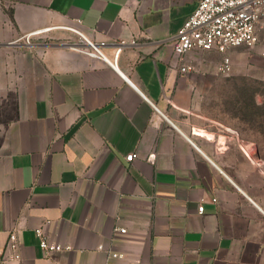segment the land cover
I'll return each mask as SVG.
<instances>
[{
    "label": "crops",
    "instance_id": "obj_1",
    "mask_svg": "<svg viewBox=\"0 0 264 264\" xmlns=\"http://www.w3.org/2000/svg\"><path fill=\"white\" fill-rule=\"evenodd\" d=\"M0 2V246L18 229L22 255L7 264H264V146L207 96L223 53L189 51L187 73L174 55L199 0ZM72 25L105 58L68 43ZM40 30L59 39L16 44ZM39 226L73 249L46 255Z\"/></svg>",
    "mask_w": 264,
    "mask_h": 264
},
{
    "label": "built area",
    "instance_id": "obj_2",
    "mask_svg": "<svg viewBox=\"0 0 264 264\" xmlns=\"http://www.w3.org/2000/svg\"><path fill=\"white\" fill-rule=\"evenodd\" d=\"M262 25H264V0H199L197 8L185 20L174 39V55L181 61V72L187 73L193 70L191 65L184 62L185 55L189 51L216 49L223 53V58L217 66L218 73L230 74L233 61L227 51L242 45L253 47L260 43L264 46V41H260L258 37ZM75 31L85 44L75 48L105 58L101 48L106 45V41H93L80 28ZM122 43L125 44V41ZM120 52L121 47L116 49L111 62L114 67H117ZM136 157H138L136 152L126 156L128 161H133ZM198 210L203 212L204 205H199ZM121 231L126 232V229L121 228ZM35 234L40 247L48 256L73 249L72 245L64 244L50 236L44 226L35 228ZM110 256L115 258L121 257L122 254L110 252ZM21 257L19 230L13 229L9 232L6 246H0V264H7L8 260H20Z\"/></svg>",
    "mask_w": 264,
    "mask_h": 264
},
{
    "label": "rangeland",
    "instance_id": "obj_3",
    "mask_svg": "<svg viewBox=\"0 0 264 264\" xmlns=\"http://www.w3.org/2000/svg\"><path fill=\"white\" fill-rule=\"evenodd\" d=\"M10 16V10L0 2V27H5L3 18ZM67 30L73 35L72 40L68 43L80 46L82 43L81 36L75 31L76 25L69 26ZM258 37L264 41V25L259 29ZM59 38H48L47 36L33 35L27 36L16 44H25L22 48H36L37 50L47 45L51 40ZM233 61V69L228 75H217L213 80L221 82V88H213L208 97L212 98L215 109L220 108L223 116L227 112V121L245 131L249 137L258 138L259 143L264 146V108L260 109L261 115L252 118L247 115L245 108L240 105L241 100H249V96L258 92H264V46L257 43L253 47L245 45L232 47L227 51ZM260 91V92H259ZM257 93V101L263 103L264 98ZM240 100V101H239ZM258 112V110L256 109ZM218 113L213 111V113Z\"/></svg>",
    "mask_w": 264,
    "mask_h": 264
},
{
    "label": "trees",
    "instance_id": "obj_4",
    "mask_svg": "<svg viewBox=\"0 0 264 264\" xmlns=\"http://www.w3.org/2000/svg\"><path fill=\"white\" fill-rule=\"evenodd\" d=\"M257 93L258 92H256V93L252 94L251 96H249V99H251V101L243 99L241 101L239 100L240 102H238L242 106V109L243 108L247 109L246 110L247 115L250 114V116L252 118H254V116L261 115L260 109L264 108V102L261 103V102L257 101V98H256L257 97ZM258 94L260 96H263V98H264V92H260ZM256 109L258 110V112L256 111Z\"/></svg>",
    "mask_w": 264,
    "mask_h": 264
},
{
    "label": "bare ground",
    "instance_id": "obj_5",
    "mask_svg": "<svg viewBox=\"0 0 264 264\" xmlns=\"http://www.w3.org/2000/svg\"><path fill=\"white\" fill-rule=\"evenodd\" d=\"M43 30H40V31H36V32H33L32 34H30L29 36H31V35H33V34H35V33H40V32H42Z\"/></svg>",
    "mask_w": 264,
    "mask_h": 264
}]
</instances>
